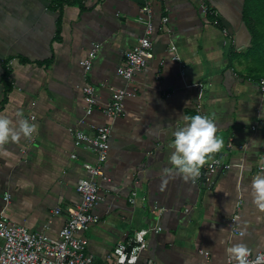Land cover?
Wrapping results in <instances>:
<instances>
[{"label":"crops","instance_id":"obj_1","mask_svg":"<svg viewBox=\"0 0 264 264\" xmlns=\"http://www.w3.org/2000/svg\"><path fill=\"white\" fill-rule=\"evenodd\" d=\"M145 1L0 0V115L17 131L21 118L36 126L30 135L0 143V220L6 214L33 232L57 237L68 208L81 199L77 183L87 175L84 163L97 162L96 152L78 144L72 130L91 132L110 123L111 149L94 209L100 220L80 233L97 264H112L119 242L131 247L136 230L157 224L163 228L148 234L138 264H197L200 248L222 262L239 242L264 252V210L251 195L252 177L264 173V73L254 71L253 58L246 56L253 40L249 0H210L216 17L202 13L200 0H154L155 56L131 81L137 96L126 98L122 114L113 118L104 105L126 85L118 67L144 34ZM163 16L169 18L165 26ZM95 43L99 52L85 73L81 60ZM87 83L96 86L98 103L85 116ZM199 102L223 142L205 162L220 156L235 165L210 180L169 175L164 169L175 168L172 133L187 123L185 116L199 113ZM155 207H164L163 214Z\"/></svg>","mask_w":264,"mask_h":264},{"label":"built area","instance_id":"obj_2","mask_svg":"<svg viewBox=\"0 0 264 264\" xmlns=\"http://www.w3.org/2000/svg\"><path fill=\"white\" fill-rule=\"evenodd\" d=\"M153 1L146 0L141 8L140 18L144 23V34L139 37L138 42L133 47L125 51V60L118 67V74L124 78L126 85L116 88L112 93L111 100L104 105L105 114L113 118L122 114L126 98L137 96V90L130 86L131 81L155 56L152 37L155 30ZM200 7L205 16L216 17L218 14L217 8L213 6L210 0H200ZM168 19V16H163L161 23L165 26ZM218 22L216 18L215 23ZM99 47L100 44L95 43L88 54L82 58L81 65L85 73L92 69ZM169 50L173 52V58L181 63V74L185 76V64L178 52L177 45L171 42ZM259 85L264 94V76L259 79ZM82 90L87 103L85 116H88L93 113L98 103L96 86L87 83L82 87ZM197 109L200 114H204L201 102L197 104ZM72 131L78 144H88L97 154L96 163H84L87 175L81 177L77 183V190L81 196L80 201L68 208V219L60 229L57 237H52L45 232H33L27 226L11 221L4 214V217L0 220V264H97L93 255L87 253L88 238L80 235V233L100 220L99 214L94 209L101 198L98 178L105 176L102 164L109 157L112 125L110 123L101 124L91 132L78 128H74ZM74 155L76 156L75 153ZM233 165H235L233 162H225L218 156L204 162L197 177L210 180L214 172L231 168ZM239 165L242 164L239 163ZM5 198L7 204L10 195L7 194ZM130 201L133 203L137 201L136 190L130 196ZM241 207L242 201L239 200L237 211L231 218V226L234 231L238 230L237 222L241 216ZM156 210L159 215H162L165 208L155 207L154 211ZM61 211V208L56 209L57 213ZM162 228L161 224H157L136 230L134 234L135 244L131 247L125 242H119L112 253V264H138L141 252L148 247V234L151 231H160ZM199 251L203 259L197 264H237L231 257L222 262H213L209 250L200 248ZM148 264H154V262L150 260ZM247 264H264V252L249 251Z\"/></svg>","mask_w":264,"mask_h":264},{"label":"clouds","instance_id":"obj_3","mask_svg":"<svg viewBox=\"0 0 264 264\" xmlns=\"http://www.w3.org/2000/svg\"><path fill=\"white\" fill-rule=\"evenodd\" d=\"M184 119L187 123L178 126L172 133L173 151L169 159L175 168L166 167L164 171L169 175L176 171L183 174L185 178H189L199 174L207 154L218 151L223 142L216 135L215 122L208 115L194 113L185 116ZM35 127L28 118H21L19 131H17L11 126L8 116L0 115V143L9 138L15 141L20 133L30 135ZM251 187L253 202L259 209L264 210V173H258L252 177ZM229 251L232 254L231 258L237 264H247L250 250L244 242L233 244Z\"/></svg>","mask_w":264,"mask_h":264},{"label":"trees","instance_id":"obj_4","mask_svg":"<svg viewBox=\"0 0 264 264\" xmlns=\"http://www.w3.org/2000/svg\"><path fill=\"white\" fill-rule=\"evenodd\" d=\"M247 7L246 20L253 29V40L246 56L253 58L254 71L264 73V0H249Z\"/></svg>","mask_w":264,"mask_h":264}]
</instances>
